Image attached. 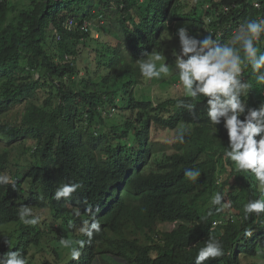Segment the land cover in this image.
<instances>
[{
    "label": "trees",
    "instance_id": "trees-1",
    "mask_svg": "<svg viewBox=\"0 0 264 264\" xmlns=\"http://www.w3.org/2000/svg\"><path fill=\"white\" fill-rule=\"evenodd\" d=\"M260 1L261 8L254 0H0V174L14 181L0 186V253L19 251L26 264H96L106 256L128 264H196L199 249L215 238L224 255L202 264L249 258L264 264L254 260L264 255V214L245 220L243 212L264 195L254 176L223 155V123L213 125L206 100L184 97L180 86L175 95L137 91L148 82L139 64L168 51L167 38L177 37L179 27L216 39L217 29L232 31L230 21L264 16ZM212 13H220L219 22L209 20ZM250 84L244 99L255 108L264 103V84L255 77ZM182 125L191 127L183 143L159 156L151 127ZM186 169L201 175L191 181ZM65 183L81 185L70 203L54 198ZM200 189L208 195L198 196ZM217 192L230 208L216 211ZM21 206L41 222L24 225ZM86 208L101 231L79 261L70 260L60 241L88 240L79 231L90 220ZM33 247L38 254L30 257Z\"/></svg>",
    "mask_w": 264,
    "mask_h": 264
},
{
    "label": "clouds",
    "instance_id": "clouds-1",
    "mask_svg": "<svg viewBox=\"0 0 264 264\" xmlns=\"http://www.w3.org/2000/svg\"><path fill=\"white\" fill-rule=\"evenodd\" d=\"M209 20L219 22L220 13H212ZM228 26L232 27V31L217 29L216 39L211 33L190 35L188 28L179 27L175 33L179 48L174 54L171 71L178 75L184 97L197 101L206 100L208 119L215 126L223 123L227 131L228 145L223 155L232 162L236 171L254 176L258 190L264 195V103L253 108L248 107L247 100L244 99L249 96L252 88L250 83L254 77L258 84H264V17L248 20L244 24L240 20L230 21ZM230 34H233L230 43L219 42L220 38ZM158 61H161V56L153 54L151 59L139 64L140 73L146 80L151 81L169 73L170 67L166 63L157 68ZM178 103L189 111L195 108L194 104H185L184 100H179ZM178 140L183 143L182 129L179 131ZM184 175L189 180L196 181L201 173L186 169ZM10 184H14L11 177L0 174V186ZM80 187L79 183L62 184L55 191L54 198L70 203L73 194ZM211 204L218 206L217 212L231 207V203L224 200L220 192L212 197ZM85 211L89 213L90 220L84 221L79 231L88 240L60 241L69 250L70 260L79 261L85 244L90 243L94 234L101 231L96 213L91 208H86ZM243 212L245 220L253 215L264 214V198L249 201L244 205ZM73 215L78 217L80 212L76 210ZM18 216L24 225L35 226L41 222V218L34 216L32 209L27 206H21ZM68 227H74L71 221ZM244 235L251 236L252 231L245 229ZM37 252L38 248L30 257L38 254ZM223 255L221 242L209 238L197 252L195 262L202 264ZM50 258L54 260L55 257L52 255ZM0 264H26V260L19 251H8L0 255Z\"/></svg>",
    "mask_w": 264,
    "mask_h": 264
},
{
    "label": "rangeland",
    "instance_id": "rangeland-1",
    "mask_svg": "<svg viewBox=\"0 0 264 264\" xmlns=\"http://www.w3.org/2000/svg\"><path fill=\"white\" fill-rule=\"evenodd\" d=\"M102 24L104 26H107L106 22ZM92 29L94 32L95 30H100V23L95 20V22L92 23ZM167 40L169 41L168 51L155 52L154 54H159L161 56V61L156 62L157 68H159L162 63H166L169 65L170 71L167 74H162L160 78H153L151 81H148L147 84L138 86L137 91L145 92L147 96H152L156 94L154 95L156 97L158 96V94L163 95L167 93L175 95L176 92L179 90L178 75L174 71H171L172 65L174 63V54L179 48V41H178V37H169L167 38ZM79 63L80 66L82 67L83 62L80 61ZM190 128L191 127L187 125H182L176 129H164L161 127L152 126L150 130L151 140L154 141L157 149L159 150L158 155L162 156L163 153H171L173 151L174 143L177 142L178 140L179 131L181 129L184 130ZM233 179H235V176H233ZM228 188H230V186H228ZM197 192H198V196L203 195V197H205L208 195L206 189H200ZM54 227L56 228V226ZM3 235L4 234L0 235V244L4 239ZM54 235L55 234H51V238H53ZM36 251L37 248H32L30 251V255H32ZM0 255L2 254L0 253ZM262 257H264L263 254H261L260 257L255 258L254 260L258 262H264ZM251 263L252 260L250 258L245 260V264H251ZM96 264H128V263L121 259H117L115 257L106 256V257H100Z\"/></svg>",
    "mask_w": 264,
    "mask_h": 264
},
{
    "label": "built area",
    "instance_id": "built-area-1",
    "mask_svg": "<svg viewBox=\"0 0 264 264\" xmlns=\"http://www.w3.org/2000/svg\"><path fill=\"white\" fill-rule=\"evenodd\" d=\"M255 5L258 8L262 7V2L260 0H254ZM259 17H264L262 14L259 15ZM76 25V21L74 19H70L67 23V27L69 30H72Z\"/></svg>",
    "mask_w": 264,
    "mask_h": 264
}]
</instances>
